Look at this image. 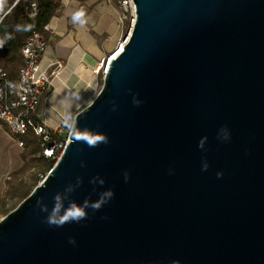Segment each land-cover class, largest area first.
I'll list each match as a JSON object with an SVG mask.
<instances>
[{
    "label": "water",
    "instance_id": "95a60500",
    "mask_svg": "<svg viewBox=\"0 0 264 264\" xmlns=\"http://www.w3.org/2000/svg\"><path fill=\"white\" fill-rule=\"evenodd\" d=\"M132 2L59 158L0 219V264H264V0ZM109 188L46 222L55 193L63 212Z\"/></svg>",
    "mask_w": 264,
    "mask_h": 264
},
{
    "label": "crops",
    "instance_id": "0c3cea01",
    "mask_svg": "<svg viewBox=\"0 0 264 264\" xmlns=\"http://www.w3.org/2000/svg\"><path fill=\"white\" fill-rule=\"evenodd\" d=\"M61 1L60 13L47 24L49 41L42 59L43 64L61 59L64 61V67L57 74L59 76L54 78L53 88L47 95L59 108V112L61 105L73 100L67 90L83 88L93 76L102 59L98 43H102L104 49H109L120 37L119 26L116 24V0L109 3L102 0ZM78 13L83 15L74 19ZM102 34L103 38L97 37ZM52 115L55 116L54 113Z\"/></svg>",
    "mask_w": 264,
    "mask_h": 264
},
{
    "label": "built area",
    "instance_id": "2783aa9c",
    "mask_svg": "<svg viewBox=\"0 0 264 264\" xmlns=\"http://www.w3.org/2000/svg\"><path fill=\"white\" fill-rule=\"evenodd\" d=\"M109 3L112 0H102ZM118 5L117 21L119 24L129 20V27L126 35L130 32L134 22V5L132 0H116ZM44 31H48V25L44 26ZM125 44V38H121L115 48H121ZM47 49L46 40L39 34H32L25 42L21 49L22 65L18 71L17 78L14 81L4 80L0 85V123L6 130L15 137L16 143L23 145L19 138L21 135L31 131L36 135L42 145V156L45 159H53L54 163L59 158L67 140L58 141L52 138L54 132L49 130L38 114L40 106V97L48 93L54 76L62 69L61 61H48L42 63L45 51ZM109 59V56L105 59ZM103 60L100 66L102 75L105 73ZM3 74L0 70V76ZM41 119L36 121L34 116ZM64 124H66L64 122ZM61 132V129H59ZM57 134V133H55ZM53 163V164H54Z\"/></svg>",
    "mask_w": 264,
    "mask_h": 264
},
{
    "label": "rangeland",
    "instance_id": "374dc122",
    "mask_svg": "<svg viewBox=\"0 0 264 264\" xmlns=\"http://www.w3.org/2000/svg\"><path fill=\"white\" fill-rule=\"evenodd\" d=\"M116 24L119 26L120 37L109 49H104L103 44L98 43L102 59L99 61L97 67L100 66L102 60V66L105 65L104 61L107 56H109L115 49L118 42L123 38L124 33L126 34L129 27V20L119 24L116 19ZM124 30L126 32H124ZM97 37L103 38L104 35L102 34ZM58 61H61L64 67V61L62 59ZM58 76L56 75L54 78L56 79ZM101 84L102 73L101 70L98 69L97 73L94 72L93 76L86 81V85L83 88L74 87V89H65L70 95L72 94L71 96L73 100L68 104L61 105L60 112L59 108L52 102L51 97L47 96L53 88V86H51L49 92L41 103L39 111L40 117L46 127L54 132V135H56L55 133H62L63 131L60 132L59 129H61L64 122L71 125L74 116L87 106L96 96ZM52 113H54L55 116H53ZM63 140H67V136ZM32 148V144L25 145L24 143L19 146L16 143L15 137L6 130L3 124H0V199L4 200V210L7 213L14 209L20 202L16 197L11 198L12 187L18 186L19 189H28L29 194L30 191L45 177L49 169V167L45 165V162L39 159V154H37V152H32ZM4 214L2 213L0 219Z\"/></svg>",
    "mask_w": 264,
    "mask_h": 264
},
{
    "label": "trees",
    "instance_id": "16d2710c",
    "mask_svg": "<svg viewBox=\"0 0 264 264\" xmlns=\"http://www.w3.org/2000/svg\"><path fill=\"white\" fill-rule=\"evenodd\" d=\"M61 9V0H0V70L3 74L0 76V85L3 84L4 80L14 81L17 78L22 65L21 49L32 34L39 33L48 43L49 34L43 28L53 16L60 13ZM124 32L126 31L124 30ZM46 95L47 93L41 95V103ZM40 106L37 109L38 114ZM34 119L38 122L41 121L36 115ZM69 128V124H63L61 127L63 132L53 134L52 138L63 141ZM19 138L25 145L32 144V152H37L39 159L45 162L47 167L50 168L53 165V159H45L42 156L41 141L30 130ZM27 195L28 189H19L18 186L12 187L11 198L16 197L21 201ZM4 206V200L0 199V216L2 213H7Z\"/></svg>",
    "mask_w": 264,
    "mask_h": 264
},
{
    "label": "clouds",
    "instance_id": "9594fccd",
    "mask_svg": "<svg viewBox=\"0 0 264 264\" xmlns=\"http://www.w3.org/2000/svg\"><path fill=\"white\" fill-rule=\"evenodd\" d=\"M82 13H78L76 16H74V19H78L79 16H82ZM83 23V21H81ZM135 104H139V101H134ZM230 137V132L227 129V127L222 126L218 133V138L221 140H227ZM97 139H104L103 137H98ZM106 142V140H105ZM90 144H92V141H89ZM205 144V138L202 137L198 141L197 147L203 148ZM208 168V162L206 160L202 161L201 164V170H207ZM217 177L221 176V172L216 173ZM123 178L125 181L128 180V172L125 171L123 173ZM79 183V180L77 181ZM100 183H103V180H100ZM113 196L112 189H106L95 201H91L88 203H82L81 205H77L75 202H71L68 207L64 208L63 212L60 211L62 207V196L60 193H55L52 197L53 199V208L49 211V214L47 217H45V220L48 224L56 225V226H62L65 223L68 222H79L83 218L86 217V210L91 208L93 210H98L103 204L107 203L108 200ZM38 205L41 209V211H48L45 205H43L42 200L38 201ZM69 243H75L74 239L72 237H69Z\"/></svg>",
    "mask_w": 264,
    "mask_h": 264
},
{
    "label": "bare ground",
    "instance_id": "6f19581e",
    "mask_svg": "<svg viewBox=\"0 0 264 264\" xmlns=\"http://www.w3.org/2000/svg\"><path fill=\"white\" fill-rule=\"evenodd\" d=\"M115 50H116V48H115L113 51H115ZM113 51H112V52H113ZM112 52H111V53H112Z\"/></svg>",
    "mask_w": 264,
    "mask_h": 264
}]
</instances>
